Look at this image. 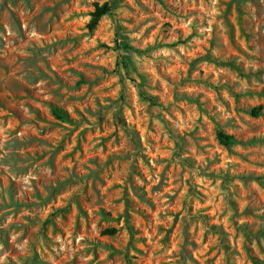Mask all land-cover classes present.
Listing matches in <instances>:
<instances>
[{
    "label": "rangeland",
    "instance_id": "obj_1",
    "mask_svg": "<svg viewBox=\"0 0 264 264\" xmlns=\"http://www.w3.org/2000/svg\"><path fill=\"white\" fill-rule=\"evenodd\" d=\"M0 264H264V0H0Z\"/></svg>",
    "mask_w": 264,
    "mask_h": 264
},
{
    "label": "trees",
    "instance_id": "obj_2",
    "mask_svg": "<svg viewBox=\"0 0 264 264\" xmlns=\"http://www.w3.org/2000/svg\"><path fill=\"white\" fill-rule=\"evenodd\" d=\"M112 13H113V8L109 3H104L102 5L96 4L94 6V10L91 13V20L88 25L89 29L90 30L94 29L102 17L111 15ZM251 114L255 116L258 115V109H253L251 111ZM54 115L57 116L58 114L54 112ZM217 138L224 145H229L231 143V138L223 134L221 131L217 133Z\"/></svg>",
    "mask_w": 264,
    "mask_h": 264
}]
</instances>
